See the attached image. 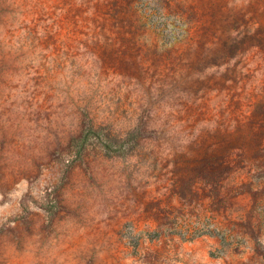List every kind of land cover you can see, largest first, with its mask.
<instances>
[{
	"label": "rangeland",
	"instance_id": "1",
	"mask_svg": "<svg viewBox=\"0 0 264 264\" xmlns=\"http://www.w3.org/2000/svg\"><path fill=\"white\" fill-rule=\"evenodd\" d=\"M0 264H264V0H0Z\"/></svg>",
	"mask_w": 264,
	"mask_h": 264
}]
</instances>
